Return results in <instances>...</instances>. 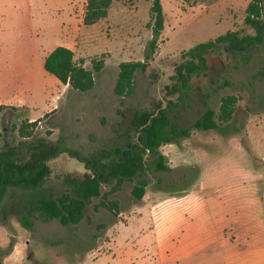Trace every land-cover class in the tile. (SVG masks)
Wrapping results in <instances>:
<instances>
[{
    "label": "rangeland",
    "instance_id": "rangeland-1",
    "mask_svg": "<svg viewBox=\"0 0 264 264\" xmlns=\"http://www.w3.org/2000/svg\"><path fill=\"white\" fill-rule=\"evenodd\" d=\"M59 1V27L68 32L57 37L51 35L49 28L44 33L48 34L47 39L70 47L76 61L86 69L92 70L93 60L101 58L105 65L94 74L95 84L90 91L82 93L63 85L39 62L41 38L36 36V28L47 23L39 16L42 1L0 0V42L4 43L0 48V73H10L12 77L26 73L31 89L30 108L14 104L1 107L0 150L6 148V142L16 144L22 139L40 137L61 139L67 150L87 157L98 148L123 146L135 110L153 99H162L166 104L169 98L166 86L172 83L182 51L228 30L253 33L244 23L250 0H161L165 25L158 49L148 70L138 72L135 92L126 98L122 112L118 113L120 98L115 95L114 86L119 64L144 60L152 39L151 2L113 0L107 18L85 25L87 0ZM24 44L26 51H19L18 46L22 48ZM48 54L43 51L41 59ZM19 59V68L8 66ZM259 71H264V45L253 52L248 63L227 52L209 56V69L194 79L196 93L190 103L171 116L177 115L174 121L188 128L205 110V102L218 110L222 97L235 95L238 103L233 119L226 123L223 132L192 130L190 137L163 145L161 152L170 170L147 171L144 178L148 185L141 201L131 196L135 182H125L122 190L111 196L120 202L119 215L102 207L96 210L94 205L100 198H94L79 224L64 226L59 220L38 219L33 230H27L18 217L31 198L25 191L10 187L0 204V264H162L161 253L146 252L152 244L146 243L143 252H139V246L133 243L144 227L156 225L162 232L170 216L178 220L181 215L184 221L209 220L210 196L206 195H211L213 189L226 190L234 176L251 175L262 195L264 75L253 79ZM152 72L158 76L156 81H152ZM18 86L19 83L3 82L0 95L9 96ZM28 87L22 89L28 92ZM47 103L50 104L46 108ZM34 122H37L34 128L29 126ZM21 126L31 137H21ZM49 163L53 177L46 189L52 197L65 191L57 175L85 171L83 163L68 151ZM201 185L206 190H200ZM253 232L258 237L262 229L255 228ZM237 233L241 241L253 239L246 236L251 235L250 231L239 229Z\"/></svg>",
    "mask_w": 264,
    "mask_h": 264
},
{
    "label": "trees",
    "instance_id": "trees-1",
    "mask_svg": "<svg viewBox=\"0 0 264 264\" xmlns=\"http://www.w3.org/2000/svg\"><path fill=\"white\" fill-rule=\"evenodd\" d=\"M151 2L152 39L148 42L143 61H124L119 64L115 95L120 98L118 113L126 104L136 88L138 72H145L151 65L158 49L160 36L165 25V13L161 0ZM113 0H87L83 17L85 25H93L109 15ZM244 23L253 33L242 34L239 30H228L214 39L198 43L182 51L181 61L175 65L172 83L166 86L169 97L166 104L162 99H153L144 107L135 110L129 127L126 129V143L123 146L98 148L91 157L67 150L61 139L50 140L46 137L22 139L16 144L6 142L0 150V204L4 201L10 187L25 191L31 200L24 206L18 217L21 225L33 230L35 221L59 220L64 226L76 225L86 217L87 205L94 198L100 202L94 205L109 210L115 215L120 213V202L111 196L122 190L125 182H135L131 196L141 201L146 193L147 171L167 172L170 166L161 152L165 144L178 142L190 137L192 130L224 131L226 123L233 119L237 110L238 97H222L218 110L205 102V110L188 128H182L174 121L181 106H187L196 93L194 79L209 69V56L227 52L242 57L245 63L253 52L264 45V0H250L245 10ZM105 65L104 58L93 60L92 70L86 69L75 59L72 49L57 46L45 58L44 69L56 77L63 85L79 92L90 91L95 84L94 74ZM264 75L259 71L253 75L257 79ZM152 81L157 74L151 73ZM228 84V82H226ZM1 109V108H0ZM37 122L29 124L35 127ZM21 137H31L22 126ZM50 132H48L49 134ZM68 151L72 157L83 163L82 173L65 172L57 175L65 186V191L56 197L49 195L47 183L53 177L50 161L62 152Z\"/></svg>",
    "mask_w": 264,
    "mask_h": 264
},
{
    "label": "crops",
    "instance_id": "crops-1",
    "mask_svg": "<svg viewBox=\"0 0 264 264\" xmlns=\"http://www.w3.org/2000/svg\"><path fill=\"white\" fill-rule=\"evenodd\" d=\"M41 1L39 16L41 21L47 23L38 24L35 34L41 38L39 62L44 67L45 59H41L43 51L50 53L57 46L70 47L56 43V41L51 43L47 39L48 34L45 35V30L49 28L52 29L51 35L57 37L63 32H68L59 27L58 7L61 2L59 0ZM27 30L25 21L23 24L24 37H26ZM3 46L4 43L0 42V48ZM17 49L25 52L26 46L24 44L22 48L18 46ZM20 61L19 59L13 64L10 62L8 66L19 68ZM3 82L8 85L15 82L19 83V86L12 90L9 96L0 95V108L9 104L31 107L28 100V93L31 95V89L26 73L13 77L10 73H0V84L2 85ZM27 85L29 86L28 92L22 89ZM49 104L47 103L46 108ZM230 181L232 182L225 187L226 190L213 189L211 195H206V197L210 196L207 198L211 205L209 220L184 221L181 215L178 220H176L177 217L170 216V220L164 223L162 232L156 225H148L139 231L136 240H133V243L139 246L137 250L143 252L146 243L147 245L152 244V248L147 249L146 252L161 253L162 264H264V193L262 195L258 193L259 190L256 189L251 175L234 176V179ZM200 190L206 189L201 185ZM183 192L186 194V191ZM255 228L262 229L258 237L253 232ZM239 229L252 232L251 235L247 233L246 236L253 239L241 241L237 233Z\"/></svg>",
    "mask_w": 264,
    "mask_h": 264
}]
</instances>
